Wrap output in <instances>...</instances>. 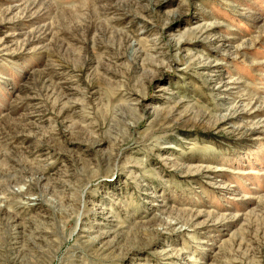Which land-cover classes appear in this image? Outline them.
<instances>
[{"label":"rangeland","instance_id":"374dc122","mask_svg":"<svg viewBox=\"0 0 264 264\" xmlns=\"http://www.w3.org/2000/svg\"><path fill=\"white\" fill-rule=\"evenodd\" d=\"M0 264H264V0H0Z\"/></svg>","mask_w":264,"mask_h":264}]
</instances>
